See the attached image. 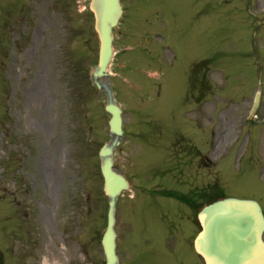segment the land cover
Instances as JSON below:
<instances>
[{
	"label": "rangeland",
	"instance_id": "rangeland-1",
	"mask_svg": "<svg viewBox=\"0 0 264 264\" xmlns=\"http://www.w3.org/2000/svg\"><path fill=\"white\" fill-rule=\"evenodd\" d=\"M89 3L0 0L1 264L104 260L98 153L111 134ZM125 4L110 71L124 118L114 161L133 188L118 200L117 251L121 264H202L191 208L159 189L264 210V0ZM129 41L143 56L124 70Z\"/></svg>",
	"mask_w": 264,
	"mask_h": 264
},
{
	"label": "water",
	"instance_id": "water-1",
	"mask_svg": "<svg viewBox=\"0 0 264 264\" xmlns=\"http://www.w3.org/2000/svg\"><path fill=\"white\" fill-rule=\"evenodd\" d=\"M95 29L100 39L99 62L93 70L94 82L107 96L105 109L110 113L112 139L101 151L104 190L109 198L107 227L102 244L107 264H119L114 230L118 196L130 187L129 181L113 169V152L123 135L122 109L117 105L108 72L113 58V27L122 16L120 0H91ZM257 106V104H256ZM201 231L195 248L206 264H264V215L252 199L228 197L204 207L199 213Z\"/></svg>",
	"mask_w": 264,
	"mask_h": 264
},
{
	"label": "bare ground",
	"instance_id": "bare-ground-1",
	"mask_svg": "<svg viewBox=\"0 0 264 264\" xmlns=\"http://www.w3.org/2000/svg\"><path fill=\"white\" fill-rule=\"evenodd\" d=\"M42 264H50V262L45 259Z\"/></svg>",
	"mask_w": 264,
	"mask_h": 264
},
{
	"label": "flooded vegetation",
	"instance_id": "flooded-vegetation-1",
	"mask_svg": "<svg viewBox=\"0 0 264 264\" xmlns=\"http://www.w3.org/2000/svg\"><path fill=\"white\" fill-rule=\"evenodd\" d=\"M125 1V0H124ZM126 65H123V67H125Z\"/></svg>",
	"mask_w": 264,
	"mask_h": 264
}]
</instances>
